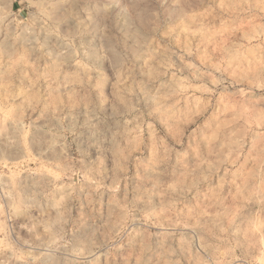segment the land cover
<instances>
[{"label":"rangeland","instance_id":"1","mask_svg":"<svg viewBox=\"0 0 264 264\" xmlns=\"http://www.w3.org/2000/svg\"><path fill=\"white\" fill-rule=\"evenodd\" d=\"M0 0V264H264V0Z\"/></svg>","mask_w":264,"mask_h":264},{"label":"crops","instance_id":"2","mask_svg":"<svg viewBox=\"0 0 264 264\" xmlns=\"http://www.w3.org/2000/svg\"><path fill=\"white\" fill-rule=\"evenodd\" d=\"M11 1V7L13 10L17 11L19 15L24 13V6L21 5L22 0H10Z\"/></svg>","mask_w":264,"mask_h":264}]
</instances>
